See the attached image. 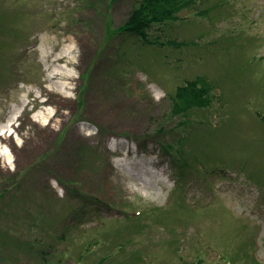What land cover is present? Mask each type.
Returning <instances> with one entry per match:
<instances>
[{"label": "rangeland", "instance_id": "374dc122", "mask_svg": "<svg viewBox=\"0 0 264 264\" xmlns=\"http://www.w3.org/2000/svg\"><path fill=\"white\" fill-rule=\"evenodd\" d=\"M139 1L0 0V264H264V0Z\"/></svg>", "mask_w": 264, "mask_h": 264}, {"label": "trees", "instance_id": "16d2710c", "mask_svg": "<svg viewBox=\"0 0 264 264\" xmlns=\"http://www.w3.org/2000/svg\"><path fill=\"white\" fill-rule=\"evenodd\" d=\"M199 2L200 0H140L127 20L117 27V31L136 36L144 43H151L147 39V31L152 25L174 21L181 11L192 8ZM212 91L213 85L203 76L186 82L176 89L173 96L174 113L186 117L193 109L208 108L213 97Z\"/></svg>", "mask_w": 264, "mask_h": 264}, {"label": "bare ground", "instance_id": "6f19581e", "mask_svg": "<svg viewBox=\"0 0 264 264\" xmlns=\"http://www.w3.org/2000/svg\"><path fill=\"white\" fill-rule=\"evenodd\" d=\"M60 60H62V58L60 57V58H57V61H60Z\"/></svg>", "mask_w": 264, "mask_h": 264}]
</instances>
